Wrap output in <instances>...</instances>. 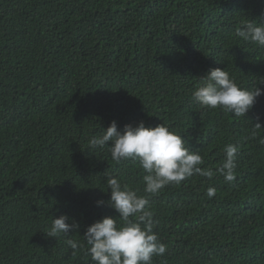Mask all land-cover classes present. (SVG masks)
Segmentation results:
<instances>
[{
    "label": "trees",
    "instance_id": "obj_1",
    "mask_svg": "<svg viewBox=\"0 0 264 264\" xmlns=\"http://www.w3.org/2000/svg\"><path fill=\"white\" fill-rule=\"evenodd\" d=\"M254 19L264 0H0V264H94L84 231L105 216L122 224L108 176L144 194L138 162L89 147L113 120L164 123L213 172L149 197L167 246L153 264H264V95L245 117L192 97L216 67L264 87V47L235 35ZM230 143L229 183L216 169ZM61 214L78 232L48 237Z\"/></svg>",
    "mask_w": 264,
    "mask_h": 264
},
{
    "label": "clouds",
    "instance_id": "obj_2",
    "mask_svg": "<svg viewBox=\"0 0 264 264\" xmlns=\"http://www.w3.org/2000/svg\"><path fill=\"white\" fill-rule=\"evenodd\" d=\"M235 35L264 47V20L244 22ZM259 84L264 85V79ZM262 95L264 87H241L229 72L219 67L210 69L192 91L193 99L202 107L221 108L234 117H245ZM255 126L261 127L259 123ZM88 144L93 150L106 149L117 164L123 160L138 162L144 172L143 195L122 185L117 177L108 176V203L118 213L122 224L118 227L116 217L105 216L87 227L82 237L88 245L91 260L94 264H153V257L164 256L167 246L153 230L154 212L149 207V197L158 194L165 186L179 185L193 175L211 178L213 172L202 168L204 161L199 151L191 150L183 136L164 123L147 127L141 120L118 130V124L113 120L107 128L102 127L99 135L90 137ZM223 153V162L216 171L230 183L235 180L238 145H225ZM215 191L210 187L207 194L212 197ZM96 204L102 206L104 201L98 200ZM79 228L74 218L61 214L52 219L46 234L53 238L67 237L70 232H78ZM65 242L70 251L84 252L87 261L88 254L79 248V241L68 238Z\"/></svg>",
    "mask_w": 264,
    "mask_h": 264
}]
</instances>
